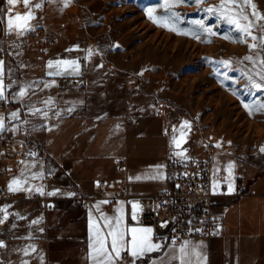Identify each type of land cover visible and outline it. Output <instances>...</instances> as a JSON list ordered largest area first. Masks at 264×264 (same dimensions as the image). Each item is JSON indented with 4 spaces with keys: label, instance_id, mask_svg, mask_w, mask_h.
Listing matches in <instances>:
<instances>
[{
    "label": "crops",
    "instance_id": "obj_1",
    "mask_svg": "<svg viewBox=\"0 0 264 264\" xmlns=\"http://www.w3.org/2000/svg\"><path fill=\"white\" fill-rule=\"evenodd\" d=\"M79 1L72 0L64 7L63 0H31V5L40 3L41 7L32 9L35 19L30 23L56 39L52 45L42 46L35 40L25 39L26 34L17 36L15 32H7L10 6L7 0H0V31L5 36L0 40V60L4 61L3 100L15 109L21 120L20 126L13 129L12 147L25 150L18 168L10 172L7 180L0 178V189L7 188L13 178H20L27 181L26 188L33 189L24 191L28 197L38 193L36 188H42L46 195L55 193L47 195V203L19 202L0 196V209L7 210V213L0 212V219L8 215L0 224V241L5 245L0 247V264H24L25 261L27 264H91L90 219L103 229L101 215L112 219L113 225L116 217L123 216L121 227L126 240L131 238L128 228L152 229L140 221V206L144 197L171 190L166 174L169 153L186 149L187 158L201 160L208 146L213 149L212 207L223 212L222 226L209 238H189L174 246L156 241L152 229L153 242L164 247L136 264H161V257L163 264H179L170 257L178 255L177 249L185 241L191 242L190 249L203 245L199 249L202 258L191 257V264H264V156L234 152L221 145L216 147L187 116L161 112L126 123H119L107 114L95 118L86 116L85 107H91L90 90L84 86L92 65L87 55L90 28ZM27 11L20 0L12 7L11 15ZM80 58H84V72L79 65V74H70V70L61 68L62 74L54 75L58 71L56 61ZM49 61L54 62L51 68ZM46 84L50 86L45 87ZM22 88L26 94L20 98L18 93ZM49 100L51 104L46 103ZM34 108L40 111L33 114ZM185 120L190 122L191 130H184L186 142L177 149L172 139L180 136V126ZM117 125L120 134L110 133ZM121 156L125 158V167L119 172L116 162ZM229 162L234 164L231 176L225 170ZM158 165L163 167L158 169ZM159 173L163 178H144ZM229 182L234 187L232 192L228 191ZM123 186L129 198H111ZM98 190L106 191V196H97ZM77 193L86 199L73 202ZM133 203L138 205L135 219L132 218ZM103 231L106 233L108 229ZM124 264H131L126 254Z\"/></svg>",
    "mask_w": 264,
    "mask_h": 264
},
{
    "label": "rangeland",
    "instance_id": "obj_2",
    "mask_svg": "<svg viewBox=\"0 0 264 264\" xmlns=\"http://www.w3.org/2000/svg\"><path fill=\"white\" fill-rule=\"evenodd\" d=\"M79 2L90 28L87 55L92 65L84 86L90 90L91 107H85L86 116L107 114L119 123L161 112L187 116L212 144L264 156L260 151L264 112L250 116L243 107V103L264 101V92L246 87L241 75L252 68L243 57L254 53L246 44L223 39L225 34L236 38L239 33L203 11L219 0H204L199 7L188 0L172 9L179 14V27L197 32L199 40L157 27L147 18L148 7L164 14L163 0ZM252 2L264 14V0ZM197 20L219 35L204 33L193 23ZM220 60H231L232 68L215 63ZM225 72L230 79H224ZM120 131L117 125L110 133Z\"/></svg>",
    "mask_w": 264,
    "mask_h": 264
},
{
    "label": "snow or ice",
    "instance_id": "obj_3",
    "mask_svg": "<svg viewBox=\"0 0 264 264\" xmlns=\"http://www.w3.org/2000/svg\"><path fill=\"white\" fill-rule=\"evenodd\" d=\"M20 0H7L9 8V16L7 19V32L11 34L15 32L17 36H23L30 31H35V26H33L30 22L35 19V15L33 12V8L39 9L41 7L40 3H36L31 5V0H22L23 6L28 8V11L25 13H16L14 16L11 15L12 7H14ZM193 2L199 7L204 0H193ZM64 7H68L72 0H63ZM188 3V0H163L162 5L160 7L164 10V14L158 15L156 14V9L154 7H148L145 9L147 18L155 24L157 27H161L167 31L174 32L178 35L191 36L193 39H200V35L197 32L189 31L186 29H181L179 27L178 21L180 20L179 14L172 11L174 7L180 4ZM250 8L251 13H249L246 9ZM208 14L215 15L218 20L227 23L234 29L239 36L233 38L227 34L223 35L222 38L234 43L246 44L249 52L254 53V55H245L243 57L244 61H248L252 68L248 73H241V75L246 79V87L255 90L256 92H264V14H261L257 11V6L252 0H219L218 5L209 6L203 9ZM200 29L203 30L209 36L219 35V33L213 31L211 27H207L200 20L194 21ZM258 33V34H257ZM251 41V42H249ZM211 42V41H206ZM70 51V50H69ZM91 50H89V56H91ZM52 61L48 62V67H53ZM215 63L223 66L225 69L232 68L231 60H220ZM3 65L4 61L0 60V100L5 99V86L3 81ZM55 66L58 71L54 73V75H61L62 72L60 69L62 68L64 71H69L70 74H79V63L77 60H58L55 62ZM53 73H50V75ZM219 71L217 70V75H219ZM224 79H230L227 75V72L224 73ZM50 85H45V87H49ZM10 87V85H9ZM26 94L25 89H20L18 93V97L22 98ZM235 95V91H233ZM46 103L51 104V100ZM243 107L248 111V114L252 116L257 112H264V101H252L248 103H243ZM33 114L39 112V109H32ZM71 111V110H70ZM46 116L47 113H44ZM19 115L17 112L11 113V119H18ZM185 129L191 130V124L189 121H182L180 126V136H173L172 144L175 148L179 149L181 144L186 142L187 133L184 131ZM5 130V122L4 118L0 116V132ZM173 131H176L174 128ZM216 147H220V144L217 143ZM187 150L184 149L182 151H177L174 155L187 158L185 156V152ZM260 151L264 153V146L260 148ZM31 155H34L32 153ZM158 169L162 168V165L156 166ZM234 168V164L229 162L226 166V171L229 176L232 175V169ZM36 178L35 174L32 177ZM146 179H157L163 178V174L159 173L155 176H146ZM136 179H141V177H137ZM27 183L26 180H22L20 178H13L7 185L8 191L11 193H16L20 191H32L33 189L30 187H25ZM99 186V184L97 185ZM179 187V185L177 186ZM214 185V190H215ZM234 190L233 184L229 182L228 191L232 192ZM36 192L41 195L45 194L42 188H36ZM55 193H47V195H54ZM102 203H107L104 201ZM99 208V205H97ZM138 208V205L133 203V219H135V212ZM0 212L7 213L6 208L0 209ZM8 219V215L5 214L2 219H0V224H3ZM100 219L104 220L103 229H108L105 233L101 226L95 223L90 219L89 222V258L91 264H124V255L126 254L131 258V264H136V262L146 255L159 252L164 247L162 243H154L152 238V229L150 228H128L127 232L131 234V238L126 240L125 232L122 229L121 225L123 222V216H118L115 218V223L113 225L112 219L108 217H104L101 215ZM33 223H38V221H33ZM196 231H200L197 229ZM190 241H185L179 249H177L178 255L170 257V259L178 260L179 264H191V257H196L200 260L203 256L202 252L199 251L203 247V245H196L191 247L190 249ZM175 245V241H173V246ZM0 247H5L4 242L0 241ZM34 250V249H33ZM25 254L27 255V250H25ZM203 261H206V257H203ZM24 264H27L25 261ZM161 264H163V258L161 257Z\"/></svg>",
    "mask_w": 264,
    "mask_h": 264
},
{
    "label": "built area",
    "instance_id": "obj_4",
    "mask_svg": "<svg viewBox=\"0 0 264 264\" xmlns=\"http://www.w3.org/2000/svg\"><path fill=\"white\" fill-rule=\"evenodd\" d=\"M4 37L0 31V40ZM24 37L28 40H35L42 46L52 45L56 40L54 36L47 34L41 28H35V31L26 33ZM78 62L81 71L84 72V58H80ZM14 110L5 100L0 102V115L5 122V130L0 132V178L2 180L8 179L10 172L18 168L25 156L23 147L20 149L12 147L13 129L21 124L20 118L11 119V113ZM170 149H172L171 145ZM212 161L211 146L207 147L205 158L201 160L178 158L173 153H169L166 159V174L171 190H161L144 197L139 212L140 221L152 226L153 237L156 241L179 243L189 238H209L220 229L223 212L213 209L210 194ZM116 164L119 172L124 171L125 158L118 157ZM47 179H51V176ZM106 193L104 190H98L96 195L105 197ZM0 196L19 202L41 200L47 203L49 200L46 194L33 193L31 197H28L24 191L11 193L6 187L0 189ZM111 198L128 199L129 193L126 186L114 191ZM84 199L86 196L77 193L72 201L79 203ZM197 229L200 231H196Z\"/></svg>",
    "mask_w": 264,
    "mask_h": 264
}]
</instances>
